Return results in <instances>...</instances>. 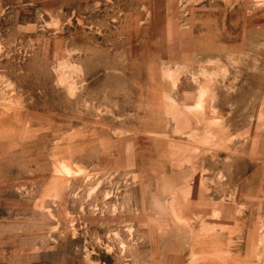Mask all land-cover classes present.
Wrapping results in <instances>:
<instances>
[{"label": "rangeland", "instance_id": "1", "mask_svg": "<svg viewBox=\"0 0 264 264\" xmlns=\"http://www.w3.org/2000/svg\"><path fill=\"white\" fill-rule=\"evenodd\" d=\"M182 76L194 107L172 95ZM161 117L176 124L150 133ZM0 136V264H205L216 230L154 220L169 194L145 187L197 147L204 195L258 197L252 244L212 249L264 264V0H0ZM171 231L204 243L176 262Z\"/></svg>", "mask_w": 264, "mask_h": 264}, {"label": "crops", "instance_id": "2", "mask_svg": "<svg viewBox=\"0 0 264 264\" xmlns=\"http://www.w3.org/2000/svg\"><path fill=\"white\" fill-rule=\"evenodd\" d=\"M235 43L234 41H229L224 43V48H229L233 46ZM228 53H224L226 55ZM235 59L236 56L232 55ZM182 81L177 83L176 90L172 93L174 95V100L178 102V105L185 107H194L198 102V98L200 96V90L196 82L190 78V76H182ZM181 100V101H180ZM209 103V101H208ZM208 105V104H207ZM209 106V105H208ZM189 122L192 127L198 126L199 122L196 120V115L188 114ZM6 118V119H5ZM4 120L9 121L10 116L5 117ZM176 123L170 117H161L158 118L156 125L160 126L159 128H154L150 131V133L161 134L162 132H166L170 130V127ZM167 125V129H162L161 126ZM17 125L14 124L11 129L12 134H18ZM139 135V134H138ZM2 141H9L5 140L2 136H0ZM194 145V144H193ZM130 145L127 146V149H130ZM203 148L197 147V149H192V159L190 163L182 166V167H175L169 168L167 170H161L162 176L157 178V183L155 181H151L149 185L145 187L155 189V188H162L165 190V195L161 197L157 202L153 204V219L164 221L166 220L167 216L172 214L173 210H175L176 214L183 219L191 221L192 228L194 230V235L199 233L201 228H212L216 230L214 234H210L209 237L212 241H209V250L205 251L207 253V258L204 260L205 264H241L242 260V253L239 247H234L233 245H229L228 248L221 252H216L215 244L217 243V237L223 238H231L232 242H236L240 237H243L245 243L249 245L252 244L253 238L255 236V229L252 228L254 225V208L253 206L257 203L258 197L250 196L245 197L242 199L241 197H218V196H206L204 195V190L202 188V180L200 177L201 169L206 168L205 165L201 164V159L203 154ZM203 153V152H202ZM205 156V155H204ZM208 156V154L206 155ZM136 163V160L134 161ZM143 171H140L142 173ZM149 173H155L157 170L151 168ZM145 177V176H144ZM155 176H152L154 178ZM189 185V189L192 195L188 197H180V196H170L169 192L176 191L178 193L182 188ZM260 199V198H259ZM236 205H243L246 207L247 216L248 218L245 219V229L241 232H237L236 224L232 222L230 219L232 215H235L233 212L236 210L233 206ZM248 206V207H247ZM231 207V209H230ZM214 212L217 215H220L221 218H212ZM170 218V216H169ZM202 221L205 226L202 225ZM218 226H227V231L222 232L218 231L221 228ZM191 227V226H190ZM177 228V227H175ZM221 233V234H217ZM202 244L200 240L196 241L193 237V240L190 242L189 236H187L183 232L178 231H171L170 235L167 238V255L169 259H173L177 262H181L188 257H190V244H192L194 254L197 253L196 249L199 250L194 244ZM207 244V243H205ZM213 248V249H212ZM224 249V248H222ZM199 255L201 254L198 251ZM200 262V261H199Z\"/></svg>", "mask_w": 264, "mask_h": 264}]
</instances>
